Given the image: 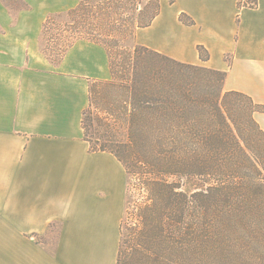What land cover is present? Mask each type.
Here are the masks:
<instances>
[{"label": "trees", "instance_id": "trees-1", "mask_svg": "<svg viewBox=\"0 0 264 264\" xmlns=\"http://www.w3.org/2000/svg\"><path fill=\"white\" fill-rule=\"evenodd\" d=\"M159 11V0H79L48 15L40 34L53 66L79 40L107 55L110 78L88 82L83 140L114 156L125 191L144 197L116 264H264V130L254 119L264 105L225 91V71L137 45L135 32Z\"/></svg>", "mask_w": 264, "mask_h": 264}, {"label": "crops", "instance_id": "crops-1", "mask_svg": "<svg viewBox=\"0 0 264 264\" xmlns=\"http://www.w3.org/2000/svg\"><path fill=\"white\" fill-rule=\"evenodd\" d=\"M238 1L159 0L135 43L225 71V91L264 105V0L255 8ZM76 4L0 0V264H116L125 171L111 154L91 153L81 127L88 82L110 78L106 52L79 40L53 66L39 43L47 16ZM254 119L264 130V114Z\"/></svg>", "mask_w": 264, "mask_h": 264}, {"label": "rangeland", "instance_id": "rangeland-1", "mask_svg": "<svg viewBox=\"0 0 264 264\" xmlns=\"http://www.w3.org/2000/svg\"><path fill=\"white\" fill-rule=\"evenodd\" d=\"M78 2H79V0H76L77 4H78ZM57 27H59V26H53V27L49 28L48 29V36H52L53 34H55L57 31H54V29ZM39 43H40V48H42V46L45 43V40L40 39ZM94 128H95V126H94ZM121 136L123 137V134ZM143 201H144L143 194H139L137 191H134L133 188H129L128 192L125 191L123 217H122V220L120 223V227H121V235H120L121 250L123 248H126V246L122 244L123 239L125 240V238H126V241H128V236L131 234V230L138 223L137 217L135 215H136L138 206ZM57 229H58V227L55 224L50 228V231L52 232V236H50L49 239H53L54 237H56ZM38 242L39 243H46L47 239L46 238L44 239L41 237L38 239ZM50 244L52 245L53 243L49 242V245ZM128 249H129V247L126 248V251H128Z\"/></svg>", "mask_w": 264, "mask_h": 264}]
</instances>
